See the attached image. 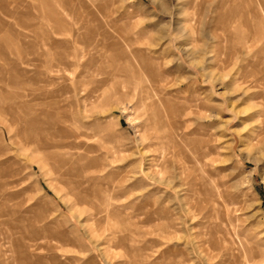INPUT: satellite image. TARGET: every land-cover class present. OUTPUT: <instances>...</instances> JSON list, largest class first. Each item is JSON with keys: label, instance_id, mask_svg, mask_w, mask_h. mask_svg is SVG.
<instances>
[{"label": "rangeland", "instance_id": "374dc122", "mask_svg": "<svg viewBox=\"0 0 264 264\" xmlns=\"http://www.w3.org/2000/svg\"><path fill=\"white\" fill-rule=\"evenodd\" d=\"M0 264H264V0H0Z\"/></svg>", "mask_w": 264, "mask_h": 264}, {"label": "bare ground", "instance_id": "6f19581e", "mask_svg": "<svg viewBox=\"0 0 264 264\" xmlns=\"http://www.w3.org/2000/svg\"><path fill=\"white\" fill-rule=\"evenodd\" d=\"M35 114V113H34ZM37 114V113H36ZM32 117H34V115H32ZM40 119L39 118H35V120L31 121V125L33 124V122H38ZM44 120V119H43ZM37 136V135H36ZM97 218V217H96Z\"/></svg>", "mask_w": 264, "mask_h": 264}]
</instances>
